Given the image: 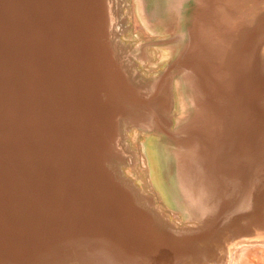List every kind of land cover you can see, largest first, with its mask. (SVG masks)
Here are the masks:
<instances>
[{
    "label": "bare ground",
    "instance_id": "6f19581e",
    "mask_svg": "<svg viewBox=\"0 0 264 264\" xmlns=\"http://www.w3.org/2000/svg\"><path fill=\"white\" fill-rule=\"evenodd\" d=\"M134 1L170 57L154 78L123 39L119 0L15 1L17 67L25 38L33 75L12 85L22 106L1 97L0 140H37L0 166V264H225L231 246L245 264L264 246V0H192L184 31L188 0ZM136 130L162 138L189 223L127 172Z\"/></svg>",
    "mask_w": 264,
    "mask_h": 264
},
{
    "label": "rangeland",
    "instance_id": "374dc122",
    "mask_svg": "<svg viewBox=\"0 0 264 264\" xmlns=\"http://www.w3.org/2000/svg\"><path fill=\"white\" fill-rule=\"evenodd\" d=\"M119 2L122 8L119 15L123 25V39L132 47L135 55H137L136 64L137 68H140L142 76L154 78L166 69L169 62L168 60L170 59L168 56H162L163 49L159 48L165 46L158 43L162 35H160L161 33L157 32V30L154 31L149 29L143 22L142 16L136 14L132 10L135 7L134 0H119ZM166 4V0H148L149 9L152 7L162 10ZM192 4L193 1L188 0L182 8L184 20L182 19L181 21V29L183 31L186 30L188 26L185 17H188L191 13ZM128 134L129 137L131 136L129 146L132 147L133 151H139L141 155H138L137 152L132 153V161L127 166V172L135 178L143 189L148 192L150 191V193L154 195L157 205L162 210H166L174 222L178 224L189 223V214L183 206L172 158L164 148L162 138L157 133H145L137 130L130 131ZM260 238H264V235L260 236ZM230 242H228V247L232 245ZM213 244L220 246L221 249L223 239L220 238L213 242L212 245ZM262 246V244H256L251 248L245 257V264H264V246ZM239 248L241 247H235L233 249L231 246L227 248V250H230L224 259L226 261L225 264L233 263L234 254ZM219 251L217 252L218 254ZM224 251L225 250H223V254L226 252ZM217 253H213L212 249V260L215 262L222 260L221 256L217 258ZM197 262L199 264L209 263L207 260L199 259Z\"/></svg>",
    "mask_w": 264,
    "mask_h": 264
},
{
    "label": "water",
    "instance_id": "95a60500",
    "mask_svg": "<svg viewBox=\"0 0 264 264\" xmlns=\"http://www.w3.org/2000/svg\"><path fill=\"white\" fill-rule=\"evenodd\" d=\"M15 1L16 0H0V115L4 114V112H9L10 110L4 105L3 100H1L2 96H5L9 102V104L13 105L15 109L19 108L21 105L20 97L21 95H26L23 92V88L21 90L18 89V92L15 93L13 90V84L20 82H27L29 78L33 75L29 73V62H28V50L30 43L23 39L21 42V55H22V64L21 69L17 67V47L18 44L16 42V13H15ZM30 55V53H29ZM20 71H19V70ZM10 97V98H9ZM35 101L39 103L40 100L46 102V95H37L35 96ZM34 105V104H33ZM78 107V106H76ZM22 108V107H20ZM79 108V107H78ZM5 110V111H4ZM26 111V110H24ZM75 113V112H74ZM76 116V114H74ZM73 116V113H72ZM37 119L32 120H24L21 122L22 128L29 127L38 123ZM79 124V122H78ZM51 125L50 121L49 124ZM52 126V125H51ZM18 133L20 134V129L17 128ZM33 132H29L28 137L26 135L12 138V142L10 145L5 143L2 139L0 140V160L2 170L11 171V169H16L15 166H21L20 161L21 157L27 152L30 148V145L36 144ZM39 140L44 141V138H39ZM29 143V144H28ZM89 154V153H88ZM40 156V154H39ZM79 157V156H77ZM72 160H75L71 157ZM64 161H67L68 166L71 167L70 160L68 156ZM20 164V165H19ZM61 164V162H60ZM28 168V167H27ZM5 183V181H4Z\"/></svg>",
    "mask_w": 264,
    "mask_h": 264
}]
</instances>
